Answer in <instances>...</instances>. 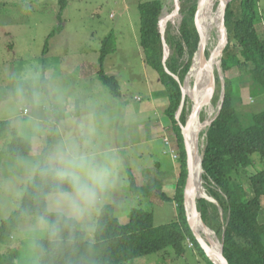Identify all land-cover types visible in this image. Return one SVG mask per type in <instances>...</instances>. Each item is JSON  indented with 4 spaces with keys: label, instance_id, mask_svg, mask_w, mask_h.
<instances>
[{
    "label": "rangeland",
    "instance_id": "obj_1",
    "mask_svg": "<svg viewBox=\"0 0 264 264\" xmlns=\"http://www.w3.org/2000/svg\"><path fill=\"white\" fill-rule=\"evenodd\" d=\"M0 1V227L2 220L19 207L49 143L46 163L75 181L73 191L48 196L49 208L77 218L89 241H95L100 210L109 203L115 205L122 223L130 220L133 207L152 210L156 224L176 220L174 197L180 160L174 158L171 148L180 152L172 121L165 114L169 105L167 90L157 71L146 62L140 45L138 5L145 0ZM162 1L163 16L172 15L166 28L169 26L173 34H178L182 13L174 15L175 0ZM220 1L216 0L213 6L215 12ZM257 10L261 20L257 28L264 39V0H257ZM110 34L116 46L106 58L104 69L119 78L122 92L119 97L99 78L102 43ZM221 35L220 28L215 26L206 44L208 59L220 44ZM219 57L220 62L213 69L223 84L225 74L220 54ZM204 73L207 75L208 67ZM233 73L238 74L239 70ZM196 85L195 81L193 86ZM241 90L239 105L245 117L264 108L262 96L251 95L249 82H242ZM187 97L189 120L194 107L192 98ZM210 100L213 110L206 107L201 111L203 123L214 119L220 109V99L214 100L213 94ZM4 121L32 141L29 155L14 157L6 153L12 134L1 130ZM187 129L192 130L189 125ZM206 130L207 125L199 135L201 153ZM155 160L159 162V186L137 184L148 194L144 191L135 195L129 171L138 176L142 167L152 169ZM255 161V167H250L245 175L261 167L257 156ZM203 186L209 201L218 204L205 179ZM218 206L222 213V207ZM260 218L263 220L264 210ZM48 228L43 217L29 216L7 241L0 239V264H39L36 244L47 236ZM126 264L209 263L189 240L182 255L167 247Z\"/></svg>",
    "mask_w": 264,
    "mask_h": 264
},
{
    "label": "trees",
    "instance_id": "obj_2",
    "mask_svg": "<svg viewBox=\"0 0 264 264\" xmlns=\"http://www.w3.org/2000/svg\"><path fill=\"white\" fill-rule=\"evenodd\" d=\"M198 2L179 0L182 20L178 34H173L169 26L166 28L168 20L164 21L168 15L163 16L162 0L140 1L138 5L141 15L140 45L146 62L157 71L161 84L167 90L169 105L165 114L172 121L178 140L180 168L174 197L177 202L176 220L156 224L152 210L133 207L130 220L122 223L115 205L109 203L100 210L94 232L95 241H89L87 232L80 228L77 218L49 208L50 194L70 192L75 188L72 176L61 175L46 163L49 143L43 150V161L25 188L19 207L1 222V241H7L29 216L37 215L43 217L49 226L47 236L36 244L39 264H126L143 255L162 252L167 247H173L178 255H182L189 240L209 264H215L187 220L184 190L188 177V153L182 132L189 112L187 96L180 118L176 116L183 99L182 84L192 67L201 40L196 23ZM66 5L67 1L62 2L63 9ZM225 20L229 35L222 56L225 99L220 112L206 130L203 150V177L208 183L209 193L223 212L220 213L217 203L205 197L198 200V209L205 223L224 240L223 253L229 264H264V218H260L264 210V108L245 117L239 105L242 102L241 83L245 81L250 83L252 96H262L264 99V39L257 28L261 21L257 0H232L227 7ZM163 30L169 45L165 60ZM115 46L113 34L104 38L99 78L113 95L119 97L122 95L119 78L104 69L105 60ZM207 56H210L208 50ZM236 69L239 70L238 74L233 73ZM197 74L196 67L185 85L189 93ZM221 92L222 82L216 72L214 100L220 99ZM2 129L12 134L7 154L24 157L31 153L32 141L20 136L9 121L2 123ZM256 156L260 159L261 167L245 175L250 167H255ZM129 179L134 194H144L145 190L137 186L131 170ZM164 199L168 198L164 195Z\"/></svg>",
    "mask_w": 264,
    "mask_h": 264
},
{
    "label": "bare ground",
    "instance_id": "obj_3",
    "mask_svg": "<svg viewBox=\"0 0 264 264\" xmlns=\"http://www.w3.org/2000/svg\"><path fill=\"white\" fill-rule=\"evenodd\" d=\"M221 1H228V0H221ZM202 7H201V27L203 28L205 37H206V44L209 42V40L212 38V31L214 30L215 26L220 28L221 23V17H219L220 10L216 11L214 10L213 6L216 4V0H201ZM219 2V1H218ZM217 10V9H216ZM220 19V20H219ZM220 49V44L215 46V48L212 50L213 55L211 57V64L216 65L220 62V57L218 50ZM198 61H196V67H197ZM195 67V69H196ZM191 73L189 77H192L194 74V71ZM199 74V71H198ZM198 74L195 80L191 83V92H188L187 86H185L186 92H188V95L193 100V114L191 115V118L189 119V126L192 128L191 131L188 132L187 129V138L188 143L190 146V152L192 156V162H191V191L194 192L195 195V203L198 208V199L202 197H208V193L203 186L204 183V177H203V167L201 165V157L202 154L199 146V135L200 131L203 127L207 125V128L209 125L214 121L212 120H206L207 122H202L200 119V113L204 108H208L210 111L213 110V105L211 100L207 101V94L206 93V87L208 84V76L209 74L203 75L198 79ZM197 82L196 87L193 86L194 82ZM188 84V81H187ZM198 110V115L196 111ZM220 110V109H219ZM188 205L190 208V213H194V209L192 207L193 203L192 200L188 201ZM194 227L198 232L202 234V236L205 238L209 246L211 247V256L216 260H219L218 253L221 252L222 244L218 236H216V233L208 226L204 225L201 217L199 214L196 215L195 221H194Z\"/></svg>",
    "mask_w": 264,
    "mask_h": 264
},
{
    "label": "water",
    "instance_id": "obj_4",
    "mask_svg": "<svg viewBox=\"0 0 264 264\" xmlns=\"http://www.w3.org/2000/svg\"><path fill=\"white\" fill-rule=\"evenodd\" d=\"M230 2H231V0L224 1V2L223 1H220L219 8H218V10L221 11V18H222V22L220 23V30L222 32V35H221V38H220V49L218 50V53L221 55V57L223 56L224 48L227 46V44L229 42V35H228V30H227V26H226V22H225L226 21L225 20V16H226L227 7H228V5H229ZM201 7H202V2H201V0H199V2H198V11H197L196 23H197V27H198V29L200 31V34H201V40H200L199 49H198V52L195 55V58H194V62L192 64V67H191L190 71L188 72V74H187V76H186V78H185V80H184V82L182 84L183 99H182V103L180 105V108L178 109L177 114H176L177 118H180V114L182 112V109H183V106H184V103H185V99H186V96H187L186 95V90H185V85H186V83L188 81L189 76L191 75V73L193 72V70L196 67V61H198V64H197V69L199 71L198 79L203 75L204 69L206 67H208L209 82H208V85L206 87V89H207L206 90V93H208L207 94V101L210 100V98L213 96V94L215 92L216 76H215V72H214V69H213L214 68V65L211 64V61H210L211 59H208L207 50H206V37H205L204 31H203V28L201 27V25L199 23V15H200ZM179 12H180V3H179V0H176L175 1V13H174V15L179 14ZM169 15L165 18V21L164 22H166V20H169V18L172 17V15L169 17ZM164 31L165 30H163V34L162 35H163L164 60H165L166 57H167V55H168V53H169V45H168V43L166 41V37L164 35ZM213 53L214 52L211 53V57H212ZM207 62H210V63L208 64ZM176 78L178 79L177 76H176ZM225 93H226V90H225V78H224V82L222 84L221 97H220V109L222 108L223 101L225 99ZM219 112H220V110H219ZM196 113L198 115V110L196 111ZM215 118H214V120H215ZM188 123H189V120H187L186 125H182V132H183V135H184L185 144H186V150H187V153H188V164H187V167H188V177H187V182H186V186H185V190H184L187 220H188V223H189L191 229L193 230V233H194L195 237L197 238V240L199 241V243L201 244V246L206 251L208 257L215 264H229L227 258L225 257V255L223 253L224 240H222V242H221L222 249H221V252L218 253L219 260H220L218 262V261H216L211 256V254H212L211 250L212 249L209 246V244L207 243V241L205 240V238L194 227V221H195V217H196L197 214L200 215L203 224L204 225H207V224L203 220L202 213L197 208V205H196L195 200H194L195 199L194 192L191 191V162H192V156H191L190 146H189L188 138H187V128H188V125H189ZM202 153L203 154H202V157H201V165L203 167V155H204V151ZM203 170H204V168H203ZM206 198L209 199L208 197H206ZM189 200L190 201L192 200V203H193V205H192V207L194 209V213L193 214H191L190 211H189L190 210L189 205H188V201Z\"/></svg>",
    "mask_w": 264,
    "mask_h": 264
},
{
    "label": "crops",
    "instance_id": "obj_5",
    "mask_svg": "<svg viewBox=\"0 0 264 264\" xmlns=\"http://www.w3.org/2000/svg\"><path fill=\"white\" fill-rule=\"evenodd\" d=\"M115 149H120V148H115ZM154 164L156 167L151 165L152 169H150L149 167H142L138 176L135 174L136 172L134 173L136 183L139 186H144V187H150L153 185L159 186V183H160V177H159V173H158L159 162L157 160H155ZM177 176H178V174H176V177ZM145 194H148V192L145 191ZM159 195L162 196V194H159Z\"/></svg>",
    "mask_w": 264,
    "mask_h": 264
},
{
    "label": "built area",
    "instance_id": "obj_6",
    "mask_svg": "<svg viewBox=\"0 0 264 264\" xmlns=\"http://www.w3.org/2000/svg\"><path fill=\"white\" fill-rule=\"evenodd\" d=\"M140 99V98H139ZM24 112L25 113H27V112H29V110L26 108L25 110H24ZM165 140H166V142L168 143V144H170L171 145V142L169 141V139L166 137L165 138ZM171 150H172V155L174 156V158H179V155H178V153L176 152V150L174 149V148H171Z\"/></svg>",
    "mask_w": 264,
    "mask_h": 264
}]
</instances>
